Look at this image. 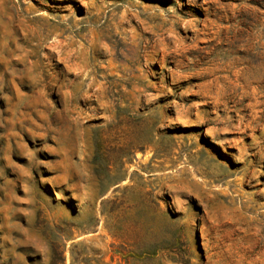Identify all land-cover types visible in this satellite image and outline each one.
I'll list each match as a JSON object with an SVG mask.
<instances>
[{
  "label": "rangeland",
  "instance_id": "374dc122",
  "mask_svg": "<svg viewBox=\"0 0 264 264\" xmlns=\"http://www.w3.org/2000/svg\"><path fill=\"white\" fill-rule=\"evenodd\" d=\"M0 264H264V0H0Z\"/></svg>",
  "mask_w": 264,
  "mask_h": 264
}]
</instances>
